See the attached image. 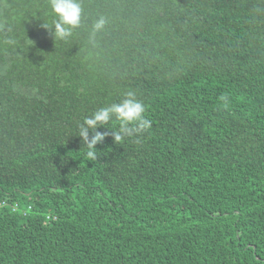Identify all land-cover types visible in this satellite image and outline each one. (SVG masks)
<instances>
[{
  "label": "trees",
  "instance_id": "obj_1",
  "mask_svg": "<svg viewBox=\"0 0 264 264\" xmlns=\"http://www.w3.org/2000/svg\"><path fill=\"white\" fill-rule=\"evenodd\" d=\"M82 4L55 40L48 0H0V264H264V0ZM128 92L152 127L90 161Z\"/></svg>",
  "mask_w": 264,
  "mask_h": 264
},
{
  "label": "clouds",
  "instance_id": "obj_2",
  "mask_svg": "<svg viewBox=\"0 0 264 264\" xmlns=\"http://www.w3.org/2000/svg\"><path fill=\"white\" fill-rule=\"evenodd\" d=\"M48 7L52 19L50 22L43 21L42 26L52 33L55 40H68L74 30L82 25L84 16L82 0H48ZM108 23V19L103 15L94 20L89 35L90 43L95 45L97 33L104 31ZM220 99L225 102L224 106L227 107L228 98L221 96ZM145 113L146 108L143 102L136 97L134 92H128L120 102L101 107L91 116L85 117L83 122L78 125L77 135L87 146V158L90 161L97 159L96 145L102 143L109 135L108 131H99L100 127H104L112 120L118 121L119 127L112 131L111 135L115 142H120L126 137L146 132L152 127V122Z\"/></svg>",
  "mask_w": 264,
  "mask_h": 264
}]
</instances>
